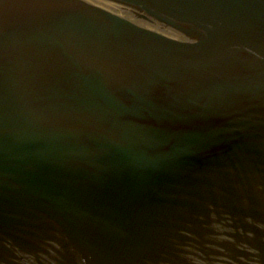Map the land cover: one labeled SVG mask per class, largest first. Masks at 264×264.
I'll return each mask as SVG.
<instances>
[{
    "label": "water",
    "instance_id": "water-1",
    "mask_svg": "<svg viewBox=\"0 0 264 264\" xmlns=\"http://www.w3.org/2000/svg\"><path fill=\"white\" fill-rule=\"evenodd\" d=\"M0 264H264V0H0Z\"/></svg>",
    "mask_w": 264,
    "mask_h": 264
}]
</instances>
